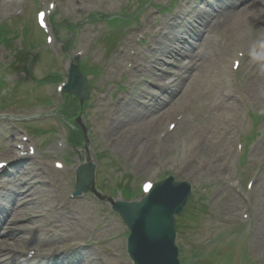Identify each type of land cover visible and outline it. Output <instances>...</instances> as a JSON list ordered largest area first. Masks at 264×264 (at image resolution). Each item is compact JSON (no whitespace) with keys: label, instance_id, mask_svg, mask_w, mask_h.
<instances>
[{"label":"rangeland","instance_id":"1","mask_svg":"<svg viewBox=\"0 0 264 264\" xmlns=\"http://www.w3.org/2000/svg\"><path fill=\"white\" fill-rule=\"evenodd\" d=\"M39 1L40 0H28L29 4L27 8L30 9L33 2L38 4ZM143 1L144 0H86L85 4L89 10H73L67 15V7L75 9L77 7L82 8V6L77 5L75 1L72 0H58L60 8L65 15L61 13V16H58V21L78 23V27L74 34H70L71 32L66 29L59 28L62 38L59 42L60 46L70 38L74 47L84 46L90 51L94 45V41L91 38L92 35L101 36L103 31L110 29L109 24L105 23L103 19L88 22V16L93 12H89L91 9H97L95 11L99 13L116 14L120 13L122 9L127 8L122 11L121 14L131 13L140 7ZM167 1L169 0H146V5L138 14H143L151 10L156 12L157 17L167 19L171 17L176 9H184L183 6H175V2L179 4L181 0H173L174 2L170 3L172 9L169 10V13H166L164 9L167 7L165 4ZM160 8L163 10L159 13ZM33 17L34 15L31 16V18ZM144 19L145 16H143V20ZM83 24L84 27H82ZM31 38L35 45L32 51L34 55H36L33 64L34 74L36 77H40L45 74V62L47 57L42 52V48H38L35 44L39 35H33ZM129 42L130 41L125 40L122 49H124L125 45H129ZM25 45L23 41H21L14 43L13 47L7 48L4 55L5 61L3 63H10L13 65L15 59L13 57L14 49L23 48L28 51ZM232 45H234V39ZM200 46L201 45H199V48ZM219 49L214 55V58L224 67L225 62L227 60L231 61L232 59H225L224 52ZM99 50L100 56L92 60V64L100 68V76L98 75L93 78V82L96 86V83L99 85L104 84L105 80H111L108 88L109 93L105 95L104 99L102 97V95H104L103 93L95 91L96 93L94 92L92 100V108L87 109L85 112L86 117L80 119V122L85 126L84 128L88 134L89 142L87 146L89 155L95 158V163L97 164V191L101 193L102 190L104 192L108 191L112 185L118 184L123 176L128 175V172H131L132 176L137 175V177L140 175L146 176L149 173L157 175L162 174L165 169L157 171L155 169L157 163L151 157V154L154 158L156 157L153 153L156 146L162 147L165 154L161 162L165 164L167 160L170 159L167 163L169 166L177 162L179 165L175 169V175L182 180L189 179L194 189L195 200L188 208L187 215L181 220L182 231L183 227L184 231L182 238H178L179 244L185 248V256L188 257L192 253V249L207 248V250H204V254L205 251L208 255L212 253L216 254L208 258L205 264H239L240 258L244 255H246L248 263L264 264V146L257 149L254 148V145L260 142V140L264 141V118L259 116L262 113V101L259 99L260 96H257V99H248L247 104L240 109V113L243 112V123L240 126L243 133L239 135V138L244 137V155H247L246 160H243V158L240 159L239 157V139L236 136L232 142L226 140L220 143H210L206 145L205 148L197 150L195 152L198 156L196 163H194V166H188L187 160L185 161V159L188 158L189 154L186 156L181 155L185 146H189L183 134L185 133V128L196 123L198 116L201 117L206 115L204 114L205 110L203 108L204 101L197 102L199 115H195L194 112L189 113L187 120L181 125L182 128L179 136L174 139H165L161 141L157 138V127L147 123L150 117L146 114L143 106L137 102V100L145 101L148 95L145 94L143 99H139L137 95L139 89L132 96H128L125 93L127 99L121 106V109H123L124 113L125 111L129 113V118L120 115L122 122L112 124V120L108 119L110 117V108L121 94V92L116 95L113 94L117 87L116 78L119 73L117 68L118 61L116 60L113 66L109 65L106 69H102V64H108L110 56L107 55V50L103 52L102 45H99ZM158 52L164 55L165 50L159 48ZM120 53H117V55L119 56ZM54 58H56V56H54ZM119 58H121V56H119ZM164 58L166 59V57ZM53 62L55 63L54 60ZM122 62L123 60L121 58V63ZM249 74H257L259 77L264 75V45L262 48H259L253 56L248 58L244 65L242 64L238 75V81L244 83L246 86V82H249V78L247 77ZM11 79L20 80V84L22 85L21 90L17 89L19 92L15 97V103L19 105V107L24 106L29 110L33 108L36 103L40 102L37 100L38 98L43 99L44 90H47L50 95H58L55 91V83H52V87L50 82H46L44 85L37 83L39 86L38 91L40 92L39 96H36L34 92H32L30 94L31 98H29L24 95L25 89L27 85L34 84L35 80L26 79L23 75H17ZM259 88H264V84L261 83ZM4 90L7 91L8 88ZM54 103L53 101V104ZM107 105L110 106V108ZM58 106L59 105H57L55 109H57ZM39 111L40 110H34L32 113H26L22 110L15 111L13 113L16 115L13 117L14 120L11 121L13 123L17 115L27 116L29 114V117H38L43 113ZM136 118H138L140 128L134 132L133 126L138 125V122L134 121ZM128 119H130V122ZM246 119H248L247 123ZM8 120L10 119L7 118L0 122V159H7V156L13 151L9 150L7 143H14L16 140ZM59 120H55L53 123L52 120L48 119V122L53 123L54 126ZM55 127L58 129V126ZM121 127H131V131L129 130L126 132L127 134L123 135L122 138L118 133L123 129ZM42 129L43 126L39 123L36 130L41 131ZM38 134L40 135L31 134L30 136L37 146L39 143L41 152H43L46 157L44 161L38 159L28 166H38L39 163L41 165L46 163L48 166L46 170L48 171L52 169L50 165H52L54 160L60 156H64L63 153L67 151L68 147L64 152H57L54 155L46 154L45 151L47 149L50 151L58 137L56 134H53L46 138L41 133ZM254 134H256V136L252 139L251 135ZM115 139H118V141L116 142ZM125 149H128L126 153H124ZM39 150L40 149H38V151ZM105 150H109L108 157H99V153ZM230 150L233 151V155H228ZM225 152L226 154L223 156ZM138 154L146 155V157L139 159L137 157L136 162L134 158L138 156ZM68 156L77 162L80 158H82V160L86 158L84 152L83 154L82 152H73L71 149ZM150 157L151 160L149 161ZM178 157H181L180 160H178ZM156 159L158 161L159 157L157 156ZM251 160H255V163L250 164ZM134 162L136 163L134 164ZM193 169H195V172ZM257 174H259L258 177L260 178L257 190L255 188L256 191L253 192L252 198L249 197L250 201H247L245 197L249 191L246 189V186ZM61 177L65 176L62 175ZM239 178L244 182L242 186L240 184L237 185ZM51 180L53 183L52 187L48 186L41 189L46 195L40 191V196L38 198V201L41 202L46 200V203L49 205H51L52 200L56 199L54 194L57 193L60 195L61 193L62 188L59 183H65V188L67 189L68 187L70 188L69 184L73 183V180L70 181V178H68V184L67 181L57 179L56 173L51 175ZM53 187H55V189H53ZM70 192H68V196L77 201L71 206L72 210L70 212L62 213L59 216V223L63 231L62 236L56 237L54 241H57V244H61L65 240L72 238L75 240L83 239L86 243H92L94 245L93 249L96 252L92 257L94 264H130L125 260L123 247L126 226L121 218L109 209L110 206L108 201L103 198L104 196L99 198L93 193H87V195L73 198ZM247 207L250 208L249 212L247 211ZM248 215L251 218L250 220L247 217ZM209 241L210 244L207 247Z\"/></svg>","mask_w":264,"mask_h":264},{"label":"bare ground","instance_id":"2","mask_svg":"<svg viewBox=\"0 0 264 264\" xmlns=\"http://www.w3.org/2000/svg\"><path fill=\"white\" fill-rule=\"evenodd\" d=\"M11 1L12 0H0L1 13L11 10L16 6L15 1ZM194 2L197 3L195 0ZM207 2V0H199L197 5L187 12L186 15L190 16V20H188L187 23L180 26L178 24L185 14L184 11H182L180 15H177V18H174V22H166V33L162 38L156 39L151 45V49H155L157 45L165 48L166 51L170 52L172 57H181L180 60L183 62L190 58V53L193 52L195 46L202 43L204 46L205 33L207 32L209 34L204 49L199 52V57H194V59L197 58L196 61L201 60L200 65L198 66V64L194 63L190 66L192 62L190 64L188 62V65H183L185 69L192 70V75L184 86V94L181 95L178 102L173 105L176 106L178 111L183 107L182 102L186 106V99H195L210 82L226 84L225 74L228 75L229 72L222 71V69L217 67L214 59V53L217 49L223 48V45H227L224 52L227 53L229 47L232 46V41L235 37L240 41L241 47L237 48L233 46V49L231 47L228 53L232 49L230 52L231 56H235L238 51H242L245 55L249 54L252 56L254 54V49L259 46L260 43L264 42V25L260 28L257 26L261 17L264 21V0H215V3L211 4L212 12L204 11L205 9L203 10V8L200 10L196 8L197 6L203 7ZM209 3L210 2H208V4ZM238 6L243 8L239 10L237 8ZM222 34L224 35L222 40L223 44L219 43L222 38L220 35ZM207 48L210 49L206 53L205 51ZM151 61L155 63L159 62L161 61V57L158 59L152 58ZM247 77L249 78V85L244 94H241V92L239 95L231 93L226 94V102L223 106L226 112L217 114L214 117L216 119L215 121H219V126L211 127L206 131L205 121L200 120L198 122L199 124L191 130L193 138L198 137L199 134H201L202 137H207L209 135H226V133L238 122L235 111L241 106L242 102H244L246 95L253 92L256 96H264V88H259L261 83L264 84V75L259 77L257 74H249ZM205 79L206 82L204 81ZM197 83L198 85L201 83V87L199 89H194L193 85ZM170 92H172L171 89L166 92L167 97H170ZM167 99L168 98L162 100V102L164 104L167 103ZM221 104L222 101L216 103L214 105L215 108L210 112L220 108ZM116 122L117 121L114 123ZM127 150L125 149L124 153H126ZM30 159L31 158H26L25 160ZM12 163L15 164L16 159H13ZM10 164L11 162L1 169L0 174L4 173L5 169H11L9 167ZM16 174H22L15 182L16 188H22L23 185L25 188L23 187L24 189L20 190L17 195L13 191L10 193H4V191L0 192V208L2 207L1 204L5 201L6 195L12 200H16L20 204L25 205L23 213H20L17 210L14 211L15 214L12 223H18L22 220H29L33 223L38 218L42 219L44 217V219L42 220L43 223L41 225L30 226L24 224L18 229H13L8 236L15 237L16 243L11 244L6 240H0V244L3 246L0 249V264H5L4 261L7 259H16L19 262L28 259L29 255H26L27 251H25L24 245H31L32 240L41 242L39 235L47 234L48 227L53 224V221L46 216L48 212L47 209L32 212L31 203L28 202L30 197L38 194V190H34V182L30 180H37L39 178L47 179L45 178V172L41 169L33 171L32 168L27 170L23 168L18 170ZM12 178L13 177L11 176L8 178L1 177L0 180L11 181ZM2 189L6 190L7 188ZM36 233H38L37 239L35 238ZM73 248L76 251H81L85 249V246L79 244V246ZM89 253L91 252H88V254ZM43 256L44 254L42 252L38 255V258Z\"/></svg>","mask_w":264,"mask_h":264},{"label":"water","instance_id":"3","mask_svg":"<svg viewBox=\"0 0 264 264\" xmlns=\"http://www.w3.org/2000/svg\"><path fill=\"white\" fill-rule=\"evenodd\" d=\"M175 209V208H174ZM158 216H153L144 221L143 226L139 227V224L135 223L136 229L138 231L136 237L137 244V261L138 264H160V255L159 252L163 250V243L168 247L169 237L165 238L162 234L158 222L160 220ZM128 223H131L133 218L128 217ZM153 227L160 234L162 239H156L150 237L148 234L153 233ZM162 229L165 230V225L162 224ZM164 245V246H165Z\"/></svg>","mask_w":264,"mask_h":264},{"label":"snow or ice","instance_id":"4","mask_svg":"<svg viewBox=\"0 0 264 264\" xmlns=\"http://www.w3.org/2000/svg\"><path fill=\"white\" fill-rule=\"evenodd\" d=\"M148 187H151V185H149Z\"/></svg>","mask_w":264,"mask_h":264}]
</instances>
